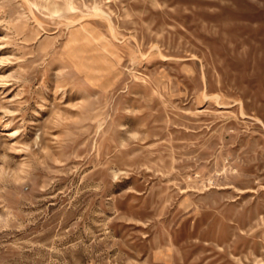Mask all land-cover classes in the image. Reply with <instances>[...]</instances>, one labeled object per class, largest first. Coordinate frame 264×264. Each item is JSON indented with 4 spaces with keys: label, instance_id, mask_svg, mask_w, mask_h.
I'll return each mask as SVG.
<instances>
[{
    "label": "rangeland",
    "instance_id": "rangeland-1",
    "mask_svg": "<svg viewBox=\"0 0 264 264\" xmlns=\"http://www.w3.org/2000/svg\"><path fill=\"white\" fill-rule=\"evenodd\" d=\"M0 264H264V0H0Z\"/></svg>",
    "mask_w": 264,
    "mask_h": 264
}]
</instances>
